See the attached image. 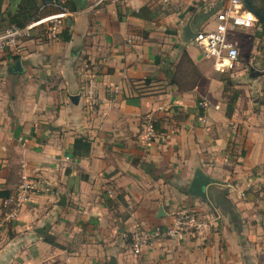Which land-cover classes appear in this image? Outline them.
<instances>
[{"label": "crops", "instance_id": "0c3cea01", "mask_svg": "<svg viewBox=\"0 0 264 264\" xmlns=\"http://www.w3.org/2000/svg\"><path fill=\"white\" fill-rule=\"evenodd\" d=\"M213 1L86 0L63 37L0 53V192L35 187L14 219L0 197V264H264V59L227 73L205 59L188 30L213 27ZM79 137L92 149L77 160ZM187 210L208 230L134 256L133 231Z\"/></svg>", "mask_w": 264, "mask_h": 264}, {"label": "built area", "instance_id": "2783aa9c", "mask_svg": "<svg viewBox=\"0 0 264 264\" xmlns=\"http://www.w3.org/2000/svg\"><path fill=\"white\" fill-rule=\"evenodd\" d=\"M120 2L121 0H111ZM68 0H50L40 6V12L56 9L58 13L44 16L24 27L12 26L0 33V53L11 52L19 55L27 42L34 39L35 35L47 36L50 40H57L61 35L63 21L71 15ZM259 20L251 13L243 0H226L223 7L218 10L213 18V27L204 28L196 32L193 41L202 49L205 59L214 63V69L221 73L234 71L240 64L239 43L234 39L236 34L243 30H251L259 25ZM211 23V24H212ZM210 26V24L208 25ZM95 84L92 80L86 88L88 104L95 102ZM201 107L207 104L202 102ZM155 136L152 122L145 126V137L151 139ZM69 159V158H68ZM19 192L11 196L6 206L9 208V218L18 216L23 204L29 201L35 192L34 183L27 176L22 177ZM210 227L207 218L193 211L178 213L172 225L165 228L136 229L130 235V247L134 256L140 257L143 250L152 242L162 238H185L202 235Z\"/></svg>", "mask_w": 264, "mask_h": 264}, {"label": "trees", "instance_id": "16d2710c", "mask_svg": "<svg viewBox=\"0 0 264 264\" xmlns=\"http://www.w3.org/2000/svg\"><path fill=\"white\" fill-rule=\"evenodd\" d=\"M46 1L50 0H21L20 5L16 13H9L6 17H0V24L2 25V29L0 31H4L5 29L16 26V27H24L27 24L36 21L44 16L49 15L51 13L49 10L40 12V6ZM254 8L258 10L260 14L264 16V0H249ZM68 8L70 11H77V6L73 2V0H68ZM139 14V13H138ZM259 25L264 29V22L260 21ZM67 31H63L61 36L66 35ZM70 38L68 36L64 37L65 41H69ZM157 124H154L156 128ZM92 144L91 141L86 137H79L75 139V143L73 145L72 157L74 159L80 160L82 158L88 157L91 153ZM0 197L9 198L11 197V193L9 192H0ZM48 243L55 245L53 240H47Z\"/></svg>", "mask_w": 264, "mask_h": 264}, {"label": "rangeland", "instance_id": "374dc122", "mask_svg": "<svg viewBox=\"0 0 264 264\" xmlns=\"http://www.w3.org/2000/svg\"><path fill=\"white\" fill-rule=\"evenodd\" d=\"M225 2L226 0H214V5L211 6V8L207 6L209 8L208 10L210 12H212L214 8H216V11L220 10ZM234 39L239 43L240 48V64L238 65L239 68L237 67L238 69H246V67L249 68V62L252 63V66H256V64L260 63L258 61L264 59V29L261 25H258L256 28L251 30H243L238 32ZM223 76L225 77L226 87H228L229 77L227 76L229 75L226 74ZM245 91V88H242L234 90L233 92H238V95H245Z\"/></svg>", "mask_w": 264, "mask_h": 264}, {"label": "water", "instance_id": "95a60500", "mask_svg": "<svg viewBox=\"0 0 264 264\" xmlns=\"http://www.w3.org/2000/svg\"><path fill=\"white\" fill-rule=\"evenodd\" d=\"M243 1H244L245 5L247 6L248 10L251 13H253L259 21L264 22V16L262 14H260L256 8L253 7V5L251 4V2L249 0H243ZM73 2L75 3V5L77 6V9H79V10L85 9L86 6H87L86 0H73ZM188 34H190L192 37L195 36V34L192 33V32H190V30H188ZM14 71L16 73L22 71V66H21V63L19 61L16 62L15 66H14ZM251 72L253 74L254 73L255 74H258L259 73L255 69H251ZM72 100L78 101V97H73ZM207 183H208V180H204V177L199 176L195 180V184L193 186L194 187L195 194L198 195V196L206 197V195L204 194V192H203L202 189H203V186L206 185ZM160 212L163 213L162 210Z\"/></svg>", "mask_w": 264, "mask_h": 264}]
</instances>
